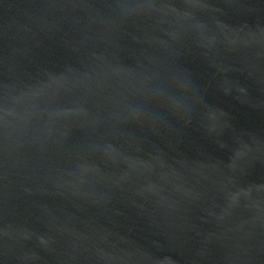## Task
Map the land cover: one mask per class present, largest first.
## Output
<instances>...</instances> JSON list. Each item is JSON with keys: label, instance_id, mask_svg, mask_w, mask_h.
Instances as JSON below:
<instances>
[{"label": "water", "instance_id": "95a60500", "mask_svg": "<svg viewBox=\"0 0 264 264\" xmlns=\"http://www.w3.org/2000/svg\"><path fill=\"white\" fill-rule=\"evenodd\" d=\"M0 264H264V0H0Z\"/></svg>", "mask_w": 264, "mask_h": 264}]
</instances>
